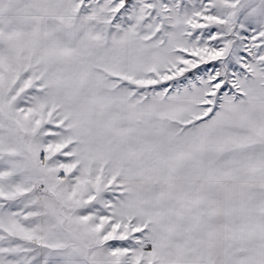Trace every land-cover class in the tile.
<instances>
[{
    "label": "snow or ice",
    "instance_id": "1",
    "mask_svg": "<svg viewBox=\"0 0 264 264\" xmlns=\"http://www.w3.org/2000/svg\"><path fill=\"white\" fill-rule=\"evenodd\" d=\"M0 264H264V0H0Z\"/></svg>",
    "mask_w": 264,
    "mask_h": 264
}]
</instances>
